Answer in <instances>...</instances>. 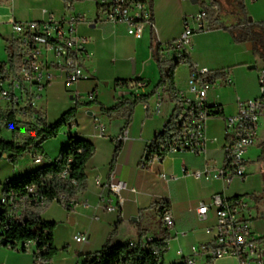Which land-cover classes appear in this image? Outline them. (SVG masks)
<instances>
[{"label": "crops", "instance_id": "1", "mask_svg": "<svg viewBox=\"0 0 264 264\" xmlns=\"http://www.w3.org/2000/svg\"><path fill=\"white\" fill-rule=\"evenodd\" d=\"M188 1L150 0L156 32L161 41L167 42L178 38L182 31V17L196 12L203 6L197 7L196 5L197 9L187 10ZM42 8L58 17L66 13L63 0H0V62L6 61V43L2 37L8 39L13 37L9 20L11 18L17 22L44 20L47 15L42 13ZM73 10L85 15L84 21L78 25V32L89 40L88 49L92 52V57L88 61V66L93 70V76L74 84H67L62 76H58L46 88L44 94L47 97L59 86L63 87L65 94L69 97V108H71L76 101H82L76 98L77 94L80 95L95 89V102L90 106H82L78 109L72 129L64 127L60 130L58 136H62V139L53 149L48 145L49 140L45 141L41 147L44 152L43 156L51 162L66 145L69 133H72L75 137L92 142L95 152L85 165L87 188L78 196L77 205L73 207L72 213L69 214L57 201H53L40 214L43 220L56 222L52 242L58 251L52 257L51 264H77L87 255L98 251L118 219L120 223L117 234L112 238V243L144 242L159 236L161 230L165 229L162 226L159 213V209L164 203L171 210L174 226L171 230L166 229L169 240L162 264H180L182 260L177 254V250L181 249L184 255H189L193 246L203 244L211 239V235L206 233V228L216 224V210L210 207L208 217L203 220L199 219L197 208L201 202L209 204L213 193H222L228 198L244 196L255 202L251 199L250 194L232 191L234 178L229 183L220 179L205 181L184 172L185 170L192 172L201 169L205 158L214 168L223 166V120L221 117L208 119L204 155L188 152L173 154L165 157L162 162H154L147 169H140L139 162L146 144L153 139L171 112V99L162 92L160 111L153 115L151 112L157 101L158 89L145 102L135 106L132 119L127 126H124V119L119 116L102 115L100 106L110 108L118 99L147 95L155 87L159 80V73L150 52L151 33L145 29L143 35L135 39L127 35L121 28L113 32L110 25L95 24L94 20L97 15L95 0L77 1ZM258 21L262 20H252V22ZM92 24L95 26L93 27ZM145 33L148 34L147 37H144ZM142 46L146 47L148 52L143 56L138 53V49ZM107 48L119 53V58L116 60L123 64L131 59L134 62V71L130 73L123 65L117 64L112 71L107 72L104 61L107 58L105 55ZM189 57L196 67H207L211 73L224 72L231 77V85H226L222 78H217L215 85L208 91V100L221 105L225 114L235 112L237 98L249 99L259 95L258 87L255 89L256 85L258 86V72L249 71V68L245 67L246 64L254 60L253 55L250 50L246 49L244 43H234L227 31L210 29L194 35L191 39ZM185 66L186 75L180 77L177 75L180 66L175 71V86L177 87L183 86L188 75L189 68L187 65ZM238 71L244 76L252 77L253 90L237 88L235 75ZM115 79H138L144 83V86L133 92L117 90L113 87ZM36 108L44 114L48 124L54 122L47 120L45 108L37 106ZM65 111L59 112L56 120ZM92 114L100 116L104 124V133L101 136L96 134V121ZM124 129L127 130V139L121 143L112 164V156L116 147L114 137ZM263 138L264 116L260 119L257 142L248 149L245 155L247 158L246 175L248 164L255 158L257 160L261 153ZM252 151L256 152L254 157H250ZM36 168L27 157L19 158L15 166V173L0 181V194L5 181L25 176ZM110 170H113L116 176L126 183V187L121 191L124 200L122 205H118L117 211H107L102 206H97L100 201V189L94 179L97 175L103 180L107 179ZM161 173H165L168 179L162 178ZM245 178L239 180L245 181ZM108 195H110L109 192H106V196ZM159 202L162 203L157 204ZM255 206L253 203L254 218L251 221V229L254 235L264 238V231L259 230L255 224L256 219L262 217L261 213L255 211ZM78 233H87L88 241L85 243L76 242L74 235ZM34 251L35 245L33 244L26 245V251L0 245V264H33ZM196 264H236V261L233 258H221L204 262L198 257Z\"/></svg>", "mask_w": 264, "mask_h": 264}, {"label": "built area", "instance_id": "2", "mask_svg": "<svg viewBox=\"0 0 264 264\" xmlns=\"http://www.w3.org/2000/svg\"><path fill=\"white\" fill-rule=\"evenodd\" d=\"M255 1V0H253ZM77 1H64L66 13L56 16L47 9L42 8V13L47 18L40 21L17 22L10 19L13 37L17 42L20 64L17 77L10 74L6 61L0 62V101L8 105V111L22 110V114L29 115L37 121V116L31 114V108H36L35 101L40 99L42 92L49 87L58 76H62L67 84H74L80 80L93 76V70L88 66L92 52L88 49V38L78 32V25L84 21L83 13L74 12ZM97 15L95 24H105L112 27L113 32L118 28L137 39L145 29L163 49L162 55L166 59H177L184 63L186 55L189 56L191 38L197 33L210 30L209 23L205 20V11L210 4L204 3L196 12L182 17V31L178 38L163 42L160 40L152 16L150 0H95ZM114 61V58H112ZM3 62L5 64H3ZM211 71L207 67H196L189 70L182 87L175 88L173 93L172 109L162 123L161 131L172 117L180 124L181 132L170 141L160 146V154L150 151V140L144 149L139 162L140 169H147L154 162H162L167 156L180 153L205 154L206 123L212 117H221L224 124V142L222 146L224 164L214 168L205 158L201 169H196L192 174L196 178L211 181L220 179L229 183L232 178L244 179L246 176V152L258 139L260 119L264 116V70L258 71L257 81L259 95L249 99L236 100V110L225 114L221 105L208 100V91L218 79H211ZM226 85H231V77L226 74L223 78ZM144 86L138 79H115L113 87L117 90L135 91ZM157 101L152 109V114L159 113L162 105V90L157 91ZM96 90L76 95L77 99L85 98L86 101H95ZM37 109V108H36ZM96 121V134L104 133V124L100 116L92 114ZM158 131V132H159ZM127 139V130H122L114 137L115 143H122ZM35 167L47 164L49 161L40 154L32 145H28L23 153ZM161 177L168 179L165 173ZM173 177V176H172ZM100 189V201L97 206H102L107 211H117L124 198L121 191L126 183L119 179L113 170L103 180L99 175L94 179ZM106 192L110 195L106 196ZM209 204L201 202L197 208L198 218L203 220L208 217L210 207L215 208L217 214L216 224L206 228V233L211 235L210 241L193 246L189 255H184L181 249L177 254L181 257L180 264H196L200 257L204 262L221 258H233L236 264H264V238L254 235L251 221L254 218L253 203L248 197H225L222 193H213ZM46 199L29 189V194L13 195L0 194V204L5 209L6 216L12 220H20L23 215L34 206H43ZM76 206L77 202H70ZM160 220L165 229L171 230L174 218L169 206L163 205ZM89 239L87 233L74 235L76 242L85 243ZM140 242L145 247L146 242ZM0 230V245L3 243ZM35 243L26 241L18 243V247ZM138 244L128 242L129 249ZM85 257L77 264H87ZM118 264H124L119 262Z\"/></svg>", "mask_w": 264, "mask_h": 264}, {"label": "trees", "instance_id": "3", "mask_svg": "<svg viewBox=\"0 0 264 264\" xmlns=\"http://www.w3.org/2000/svg\"><path fill=\"white\" fill-rule=\"evenodd\" d=\"M198 2L204 5L202 0H198ZM205 20L209 23L211 30L222 29L227 31L234 43L245 44L250 42L253 54L257 55L264 64V22H250L248 20L243 0H212V5L205 11ZM2 39L6 43V62L9 66L10 74L16 78L20 64L17 42L12 38L2 37ZM150 52L159 73V80L155 87L147 95L118 99L110 108L100 106L102 115L107 117L119 116L124 119V126H127L132 119L135 106L138 103L145 102L158 89L166 93L171 101L174 100L176 69L181 64H184L187 65L189 70H193V63L187 55L184 63L177 59L164 58L161 45L152 36ZM3 64L5 63L3 62ZM261 69L264 70V66ZM225 75L226 73L224 72H214L209 75V78H223ZM94 102L76 101L73 107L66 110L51 124L47 123L41 111L32 107L31 114L37 116V121L31 125L30 133L23 141L19 138V120L15 117V111L0 110V121L5 129L11 133L9 140L0 137V157L5 154V157L14 166L28 145H32L43 155L44 152L41 145L47 140L56 138L61 128L66 127L71 130L76 120L78 109L82 106H90ZM180 132V124L170 117L166 126L154 135L150 151L160 154V146L170 141ZM120 147L121 143H117L112 156V164ZM94 152L95 146L92 142L69 133L66 145L62 147L53 161L37 167L25 176L12 178L3 183L2 194L4 195H25L29 194V189H33L36 194L43 196L46 202L43 206H34L28 210L20 220L9 219L6 216L5 209L0 204V230L4 238L2 246L26 251L24 246L19 248L18 243L33 241L35 243L33 264H51L52 257L58 251L52 242L56 222L45 221L40 217V214L53 201H57L69 214L72 213L73 206L70 205V202H77L78 196L87 188L85 165ZM257 161L264 163V138L262 150L257 157ZM250 197L256 203L264 200V194H250ZM163 205H166V203ZM161 212L162 207L159 209V213ZM119 223L120 220L118 219L102 247L98 251L87 255V264H118L119 262L124 264L163 263L162 259L167 252V241L169 240V234L166 229L161 230L159 236L152 237L151 240L147 241L145 247H141V243L138 242L136 247L129 249L127 244L112 243V238L117 234Z\"/></svg>", "mask_w": 264, "mask_h": 264}, {"label": "rangeland", "instance_id": "4", "mask_svg": "<svg viewBox=\"0 0 264 264\" xmlns=\"http://www.w3.org/2000/svg\"><path fill=\"white\" fill-rule=\"evenodd\" d=\"M202 1L204 3L212 5V0H202ZM244 4H245L246 11L248 13V16H250L252 20H262L264 22V0H255V1L244 0ZM196 5L198 7L199 5H201V3L198 2V3L192 4L191 2L188 1L187 10L197 9ZM197 34H200V33H197ZM147 36L148 34L145 33L144 37H147ZM250 51L253 55L254 60H252L251 63L246 64L245 67L247 69L249 65H254L255 66L254 68L248 69V70L249 71L255 70L258 72L259 69H261L264 66V64L257 55L253 54L252 50ZM138 53L142 56L145 54H148L147 49L144 46L138 49ZM105 55L107 56V58L104 60L106 68H107L106 69L107 72L112 71V69L115 66H117V64L123 65V67H125L128 70V72L130 73L132 72L134 62H132L131 59H129L128 62H125L123 64L121 61L116 60V58H119V53L113 52V50L108 49V48L105 50ZM112 58H114V61H112ZM132 60L134 61L133 58ZM177 75L179 77L186 75V66L184 64L180 65ZM235 83L239 90L245 89V90L251 91L254 89V81L252 80V77H248L247 75L244 76L239 71L235 75ZM99 85L101 84L99 83ZM257 87L259 89V86L257 85L255 89ZM44 93H45V90L41 93L42 94L41 98L36 100L35 103L37 107L46 109L47 120L49 122H53L56 120V117L59 114V112L63 110H67L70 107V102L68 101L69 97L65 94L64 88L61 86L56 88V90L53 91L51 94H48L47 97H45ZM81 100H82L81 102H87L84 97L81 98ZM8 109H9L8 105H6L3 101H0V110L8 111ZM15 117L17 120H19V124H18L19 138L20 140L23 141V139L30 133L31 125L35 123V120L31 118L29 115L25 116L24 114H22V110L15 111ZM0 137L5 140H9L11 138L10 131L5 129L1 121H0ZM61 139H62V136H57L56 138L50 139L48 142V145L53 149L57 143H60ZM255 153H256L255 151H252V153H250L251 154L250 157H254ZM21 157H27V156L22 154L20 158ZM6 160H7L6 157H3V156L0 157V181H3L7 176L15 173L16 165L13 166L8 160L7 161L9 163ZM248 166L249 167L247 168V175H246L245 181H240L239 178L234 177L232 181V191L238 192V193L263 195L264 194V163L257 161L255 158L251 160ZM252 203L256 205L255 211H257V213L259 214L260 213L262 214V217L257 218L255 221L256 227L259 230L264 231V200H262L259 203H256V202H252Z\"/></svg>", "mask_w": 264, "mask_h": 264}, {"label": "water", "instance_id": "5", "mask_svg": "<svg viewBox=\"0 0 264 264\" xmlns=\"http://www.w3.org/2000/svg\"><path fill=\"white\" fill-rule=\"evenodd\" d=\"M189 1L191 3H193V4H195V3H197L198 0H189ZM248 20L250 22H252V18L250 16L248 17ZM92 26L94 27L95 24H92ZM245 47H246L247 50H251L252 49V44L250 42H247V43H245ZM248 68L252 69V68H254V65H249ZM132 71H134V69ZM4 157H5V154H4Z\"/></svg>", "mask_w": 264, "mask_h": 264}]
</instances>
